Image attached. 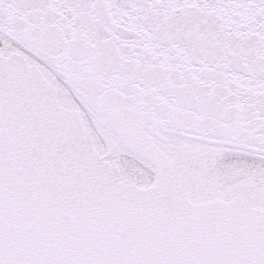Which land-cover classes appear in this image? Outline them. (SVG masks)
I'll return each instance as SVG.
<instances>
[{
  "label": "snow or ice",
  "instance_id": "snow-or-ice-1",
  "mask_svg": "<svg viewBox=\"0 0 264 264\" xmlns=\"http://www.w3.org/2000/svg\"><path fill=\"white\" fill-rule=\"evenodd\" d=\"M0 264H264V0H0Z\"/></svg>",
  "mask_w": 264,
  "mask_h": 264
}]
</instances>
